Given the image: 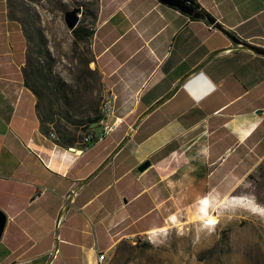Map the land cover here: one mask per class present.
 I'll list each match as a JSON object with an SVG mask.
<instances>
[{"label":"crops","instance_id":"0c3cea01","mask_svg":"<svg viewBox=\"0 0 264 264\" xmlns=\"http://www.w3.org/2000/svg\"><path fill=\"white\" fill-rule=\"evenodd\" d=\"M5 2L0 264H97L100 254L105 264L124 239L164 228L180 195L228 194L264 161V56L242 45L264 49V0H194L196 18L158 0H95L92 24L79 23L92 32L86 68L100 103L87 113L98 118L66 147L25 86L36 50ZM104 99L116 127L102 137Z\"/></svg>","mask_w":264,"mask_h":264},{"label":"rangeland","instance_id":"374dc122","mask_svg":"<svg viewBox=\"0 0 264 264\" xmlns=\"http://www.w3.org/2000/svg\"><path fill=\"white\" fill-rule=\"evenodd\" d=\"M5 4L8 18L20 24L31 48H41L35 57L31 49V58L48 62L61 91L69 94L66 98L60 94L56 100L46 93L44 101L56 120L54 130L83 136L78 126L96 117L87 110L100 103L98 95L93 96L100 90L99 82L86 68L90 59L87 43L74 42L64 14L81 7L79 22L91 25L95 0H6ZM80 92H88L89 98L84 99ZM66 123L72 127L65 128ZM233 184L234 180H229L228 186ZM202 200L208 201L209 212L217 220L215 226L192 219ZM179 202L168 211L171 214L164 228L154 235L124 239L110 251L105 264H264V161L228 194L212 192L193 198L182 194Z\"/></svg>","mask_w":264,"mask_h":264},{"label":"trees","instance_id":"16d2710c","mask_svg":"<svg viewBox=\"0 0 264 264\" xmlns=\"http://www.w3.org/2000/svg\"><path fill=\"white\" fill-rule=\"evenodd\" d=\"M187 4L193 8L197 9L198 6L195 4L194 0H184ZM11 19V18H10ZM13 20V19H11ZM74 42L86 41L92 36V32L84 28L81 23H79L75 29L71 31ZM26 38L27 34H25ZM31 39V38H30ZM37 54L41 52V48L37 45ZM89 73L94 74L89 71ZM24 83L25 86L36 96L38 103L37 109L41 119V123H53L51 117H54L53 112L50 110V105L44 101L46 98V93H51L55 96L56 100H60L61 94V84L56 80V75L54 74L51 65L46 61H34L33 58H28L26 66L23 69ZM44 108H43V107ZM98 116L96 117V119ZM55 131L58 134V144L62 147L69 146L73 144L78 137L69 132L68 130L64 131ZM137 245V244H136Z\"/></svg>","mask_w":264,"mask_h":264},{"label":"water","instance_id":"95a60500","mask_svg":"<svg viewBox=\"0 0 264 264\" xmlns=\"http://www.w3.org/2000/svg\"><path fill=\"white\" fill-rule=\"evenodd\" d=\"M160 3L165 4L169 7H173L178 9L179 11H181L182 13L191 16V17H198L199 16V12L195 11L194 9H192L187 2H185L184 0H158ZM81 13V7H74L71 10L67 11L64 14V22L66 27L72 31L73 29L76 28V26L79 24V15ZM206 19L208 20V22L210 24H212V26H214L215 28H219L218 25H216V23L214 22V20L208 16H206ZM226 35L235 43H240L234 36H232L231 34L226 33ZM245 48H248L249 50H251L252 52L258 54V55H262L264 56V49L261 48H256L253 46H250L248 44H242ZM150 163L148 161L142 163L141 165L138 166L137 170L142 172L145 169H147L149 167ZM6 223V216L5 214L0 211V237L1 234L4 230V226Z\"/></svg>","mask_w":264,"mask_h":264},{"label":"built area","instance_id":"2783aa9c","mask_svg":"<svg viewBox=\"0 0 264 264\" xmlns=\"http://www.w3.org/2000/svg\"><path fill=\"white\" fill-rule=\"evenodd\" d=\"M114 111V101L111 99H104L101 102L100 108H99V114H100V119H99V124L102 127V134L101 136H106L112 133L116 127V122L113 123H108L107 119L113 115ZM50 138H55L54 133L49 134ZM88 137H86L87 139ZM105 260V255L100 254L97 257V264H102Z\"/></svg>","mask_w":264,"mask_h":264},{"label":"bare ground","instance_id":"6f19581e","mask_svg":"<svg viewBox=\"0 0 264 264\" xmlns=\"http://www.w3.org/2000/svg\"><path fill=\"white\" fill-rule=\"evenodd\" d=\"M207 200H202L199 202L196 211L192 215V219L195 221H198L206 226H215L217 224V220L215 219L214 216H212L209 212V207H208V201L207 203H204ZM171 222H176L174 218H171ZM210 221H214V223H210ZM165 229H162L164 231ZM155 231H151L148 234H155Z\"/></svg>","mask_w":264,"mask_h":264},{"label":"snow or ice","instance_id":"6c2138e0","mask_svg":"<svg viewBox=\"0 0 264 264\" xmlns=\"http://www.w3.org/2000/svg\"><path fill=\"white\" fill-rule=\"evenodd\" d=\"M204 203H207V201H205ZM210 223H214V221H210Z\"/></svg>","mask_w":264,"mask_h":264}]
</instances>
